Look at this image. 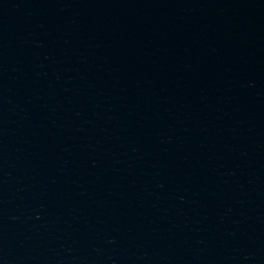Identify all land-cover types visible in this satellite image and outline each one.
Masks as SVG:
<instances>
[{
	"label": "water",
	"instance_id": "obj_1",
	"mask_svg": "<svg viewBox=\"0 0 264 264\" xmlns=\"http://www.w3.org/2000/svg\"><path fill=\"white\" fill-rule=\"evenodd\" d=\"M0 264H264V0H0Z\"/></svg>",
	"mask_w": 264,
	"mask_h": 264
}]
</instances>
